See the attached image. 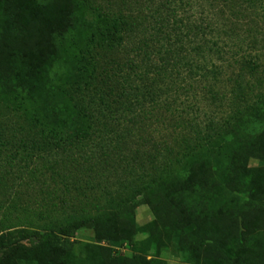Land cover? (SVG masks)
<instances>
[{
    "label": "trees",
    "instance_id": "1",
    "mask_svg": "<svg viewBox=\"0 0 264 264\" xmlns=\"http://www.w3.org/2000/svg\"><path fill=\"white\" fill-rule=\"evenodd\" d=\"M84 1L97 17L96 30L85 35L81 46L65 43L68 38L58 39L66 50L80 46L81 67L77 66L72 85L76 93L45 92L43 100L35 103L32 100L41 93L43 76L56 59L52 32L63 27L71 30L67 20L73 2L0 0V86L9 93L24 89L8 99L0 94V159L5 155L12 170L18 161L32 176L51 170L68 191L86 196V191L95 189V180L84 185L85 180L74 172L76 166L70 165L88 160L97 128L116 113H137L138 119L146 114L147 106L161 105L163 95L169 99L172 122L168 141L153 144L150 179H142L122 195L108 191L102 195L105 199L93 197L99 203L105 201L102 207L94 204L97 212L82 206L64 213L57 227L44 230L14 227L5 233L0 229V264H176L159 258L164 251L180 258L182 264H259L264 243V84L255 86L247 79L258 66L256 55L249 51L235 59L239 66L228 115L204 120L196 111L184 115L174 99L180 96L181 85L179 91H170L179 82H167L162 76L180 78L184 69L186 78L205 80L210 74L219 78L220 72L208 65L210 59L224 55L215 40L218 27L213 20L187 19L189 0H164L166 9L155 10L160 25L156 30L168 39L175 37L180 48L166 49L153 71H142L133 59L113 53L137 34L145 19L121 6L118 12L99 5L98 0ZM125 1L121 0L123 5ZM232 2L242 5L241 0ZM78 35L64 36L76 39ZM194 36L199 42L197 56L208 62L206 66L199 65L190 52L188 43ZM144 50L147 60L142 58V63L150 62L148 67L156 59L152 51ZM129 64L133 75L125 73ZM245 158L256 164L236 174V165ZM142 166L146 168L145 163ZM169 177L173 183L162 189L159 181ZM63 203L73 207L77 202L67 198ZM138 205L149 207L154 219L140 225ZM100 212L108 217V239L114 245L130 240L132 253L114 256L108 246L76 239L79 230L95 226Z\"/></svg>",
    "mask_w": 264,
    "mask_h": 264
},
{
    "label": "rangeland",
    "instance_id": "2",
    "mask_svg": "<svg viewBox=\"0 0 264 264\" xmlns=\"http://www.w3.org/2000/svg\"><path fill=\"white\" fill-rule=\"evenodd\" d=\"M72 2L67 20V26L71 30L66 32L65 27H63L56 28L52 32L53 40L56 43V59L51 69L43 76L41 93L32 100L35 103L37 100H43L42 96L45 92L48 94H61L63 91L67 95L73 90L76 93V89L75 87L72 89V85L76 76H78L76 68L79 65L81 67L78 62L80 42L84 41L85 35L94 32L96 25L99 23L96 21L97 17L92 13L90 6L84 0H72ZM163 2L164 0H126L125 5H123L121 0H98V4L102 3L106 9L119 12L121 6V8L139 13L138 15L145 19L137 34L132 38H127L124 47H121L119 51L115 50L113 55L133 59L142 71H147L150 68L153 71L154 63L157 60L159 62L160 58L166 55V49L177 51L176 49L180 48L179 44L175 42V37L168 39L165 34H159L156 30L157 26L160 27V25L155 10L166 9L162 5ZM241 3L243 6L239 4L237 7V4H233L232 0H189L186 2L187 19L201 22L203 19L208 18V22L213 20L212 22L217 25L218 32L215 40H218L219 46L224 49V55H218L219 57L210 59V63L207 62L209 67L220 72L217 80L211 74L205 80L200 79V76L195 79L186 78L187 75L183 74L184 69L180 78L162 76L167 82L169 80L179 82L178 86L172 87L170 91L172 89L178 90L181 85L180 91L178 90L180 96L174 99L177 100L180 108L184 109L182 111L184 115H195L194 111H196V114L200 115L203 120L206 118L218 119L228 115L230 111L229 101L232 96L231 88L239 66L235 59L244 56L249 51L256 55L255 59L258 66L256 70L251 71L250 74L248 73L247 79L252 81L255 86H260L261 83L264 84V0H241ZM246 7L247 11H245ZM124 11L128 12L127 10ZM140 12L144 13L140 15ZM76 20L79 21L76 22L78 26H76V23L72 25V22ZM77 34L79 35L75 37L76 39L65 37ZM66 38L68 39L65 43L69 41L80 43L79 48L64 49V45L60 41ZM145 43L150 44L151 47L147 48ZM188 44L189 47L191 46L190 52L195 56L194 58H197L198 64L206 66L207 63L205 64L203 59L197 56L199 42L195 39V36L192 37V43ZM144 49L152 51L154 53L152 56L156 59L148 67L146 64L150 62L145 61L142 63V58L147 60ZM233 52L238 54L232 56ZM130 67L132 65H126L125 73L133 75ZM213 89L219 93L213 94L211 91ZM23 90L15 89L12 93L16 95ZM258 92L259 90L254 94ZM12 93L6 92L0 86V94L5 95L7 99ZM254 97L255 95L252 96V98ZM0 98L3 99V97ZM166 102H169V99H167V95H163L161 105L147 106L144 116L137 119L136 116H139L137 113L128 115L116 113L109 119L108 123L106 122L107 124L100 125L97 128L98 131L94 136L95 142L88 148V160L83 162L73 161V164L70 165L71 167L76 166L74 172L85 180L82 182L84 185L87 181L95 180L96 184H93L95 189L86 191V196L78 195L77 190L68 191L51 170H44L45 161L39 163L41 171H44L32 176L26 171L30 169L22 167V170L21 165L18 166V161H15L16 168L12 170L10 164L5 161L7 157L5 155L1 157L0 229L6 233L14 227L40 230L47 229L50 226L57 227L59 222L62 221L64 213L79 210L82 206L90 212H97L94 204L99 202L93 197L105 199L102 195H106L109 193L108 191L114 192L115 195H122L140 184L142 179L149 180L150 174L154 172L152 169V159L155 153L153 144L157 142L164 144L169 137V128L172 122L169 121L170 115ZM199 121H202L201 118H199ZM245 159L243 164L236 165V174L243 167L246 168L256 164L248 158ZM143 163L146 164L145 169H143ZM173 181L174 178L169 177L159 181V185L164 189ZM98 183L101 185H98ZM103 185H109L110 187L104 191V189H101ZM77 197L79 199H76ZM62 198H73L77 203L73 207L64 205ZM81 199L84 204H80L78 201ZM104 205L105 201L99 203L100 207ZM98 216L95 226L79 230L76 239L91 244L108 246L114 256L132 253V242L130 240L124 241L123 245H114L108 239V217L104 212H100ZM153 219L154 216L149 207L138 205L137 221L140 225L147 224ZM159 258L170 263L182 264L181 259L170 251L162 252ZM13 264L30 263L15 261ZM259 264H264V243H262L260 251Z\"/></svg>",
    "mask_w": 264,
    "mask_h": 264
}]
</instances>
